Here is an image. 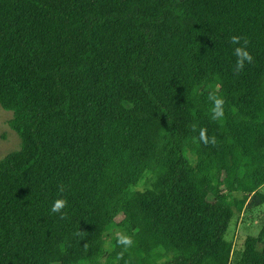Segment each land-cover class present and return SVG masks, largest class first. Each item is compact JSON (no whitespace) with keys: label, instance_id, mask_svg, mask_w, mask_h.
Wrapping results in <instances>:
<instances>
[{"label":"trees","instance_id":"16d2710c","mask_svg":"<svg viewBox=\"0 0 264 264\" xmlns=\"http://www.w3.org/2000/svg\"><path fill=\"white\" fill-rule=\"evenodd\" d=\"M0 108V264H264V0H0Z\"/></svg>","mask_w":264,"mask_h":264},{"label":"rangeland","instance_id":"374dc122","mask_svg":"<svg viewBox=\"0 0 264 264\" xmlns=\"http://www.w3.org/2000/svg\"><path fill=\"white\" fill-rule=\"evenodd\" d=\"M218 81H214L212 84L207 85L205 89L216 90L218 89ZM12 118V114L5 112L0 108V160L7 155L16 152L20 148V141L15 132H13L9 126L8 122ZM143 180L138 185V191H144L146 188L150 187V183ZM259 193L264 195V188H262ZM229 197H235L240 199L242 196L240 194H229ZM120 220V218H119ZM264 226V204L258 198H253L250 201L247 212L242 213L234 217L225 239L230 241L233 245L234 254L232 256V262L236 256V253L242 249L246 239H256Z\"/></svg>","mask_w":264,"mask_h":264}]
</instances>
